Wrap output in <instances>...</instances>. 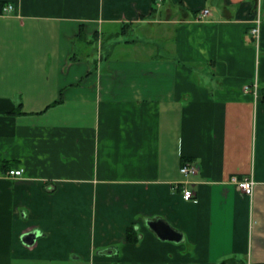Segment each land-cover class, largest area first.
Returning a JSON list of instances; mask_svg holds the SVG:
<instances>
[{"label":"crops","instance_id":"0c3cea01","mask_svg":"<svg viewBox=\"0 0 264 264\" xmlns=\"http://www.w3.org/2000/svg\"><path fill=\"white\" fill-rule=\"evenodd\" d=\"M263 87L264 0H0V264H264Z\"/></svg>","mask_w":264,"mask_h":264},{"label":"built area","instance_id":"2783aa9c","mask_svg":"<svg viewBox=\"0 0 264 264\" xmlns=\"http://www.w3.org/2000/svg\"><path fill=\"white\" fill-rule=\"evenodd\" d=\"M12 8L11 4H7L6 6H4L3 11L8 12L10 11ZM210 14V11L208 8H202L199 12L198 15V19H203L204 17L208 16ZM262 14H261V9H260V4L259 2H257V5L255 6L254 10H253V15L252 18L250 20L251 22V28H250V32L253 36V38L258 41L259 39V34H260V24H261V20H262ZM248 86H245V89H247ZM22 168L19 169H9L7 171V175L15 177V176H21L22 175ZM196 172V167L195 165H192L188 162L184 163L181 167H180V173L183 176H187L191 173ZM229 181L234 183L237 188H239L244 194L251 196L253 193V187H254V180L252 178V176H245L242 178H239L236 175H232L229 178ZM182 197L184 200L186 201H194V192L192 191V189L183 186L182 187Z\"/></svg>","mask_w":264,"mask_h":264},{"label":"rangeland","instance_id":"374dc122","mask_svg":"<svg viewBox=\"0 0 264 264\" xmlns=\"http://www.w3.org/2000/svg\"><path fill=\"white\" fill-rule=\"evenodd\" d=\"M129 28V23L123 22L120 24L119 28L114 32H111V34L108 33L109 29L107 28L105 31H103L104 33L102 32L103 34H100V36L98 35V32H95L92 35H87L82 31L80 33L78 32L74 43L75 53L70 55L69 61L71 63H85L87 66H89L88 71L90 72L96 70L97 64H99V61L102 57L101 49L106 44L109 35H114L116 33L117 36H124L125 33L129 31ZM97 39L100 41H97ZM118 42L125 43L126 38H122ZM90 62H92V66L90 65Z\"/></svg>","mask_w":264,"mask_h":264},{"label":"water","instance_id":"95a60500","mask_svg":"<svg viewBox=\"0 0 264 264\" xmlns=\"http://www.w3.org/2000/svg\"><path fill=\"white\" fill-rule=\"evenodd\" d=\"M147 225L156 233L158 238L161 240H174L179 241L181 239V235L179 232L175 231L164 221L150 220L147 222ZM36 237L35 231H27L22 235V241L26 244H31Z\"/></svg>","mask_w":264,"mask_h":264},{"label":"trees","instance_id":"16d2710c","mask_svg":"<svg viewBox=\"0 0 264 264\" xmlns=\"http://www.w3.org/2000/svg\"><path fill=\"white\" fill-rule=\"evenodd\" d=\"M262 99L264 100V87L262 88ZM138 233L133 226H128L126 229V239L129 242H135L138 239Z\"/></svg>","mask_w":264,"mask_h":264}]
</instances>
